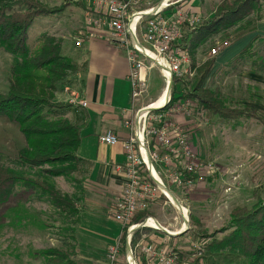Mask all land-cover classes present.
Returning <instances> with one entry per match:
<instances>
[{
	"label": "trees",
	"instance_id": "1",
	"mask_svg": "<svg viewBox=\"0 0 264 264\" xmlns=\"http://www.w3.org/2000/svg\"><path fill=\"white\" fill-rule=\"evenodd\" d=\"M69 4L50 6L41 0H0V46L19 57L10 66L8 90L0 93V116L15 122L26 142L17 150L14 164L0 163V203L9 200L20 186L33 192L34 199L48 203L64 219L68 227L63 229L62 245L44 252L47 264H74V232L84 191L80 175L83 160L77 155L83 128L68 116L75 103L57 101L55 91L58 83L78 70V65L63 53L60 36L43 33L29 49L27 31L36 18L59 14ZM262 12L264 0H221L211 17L193 26L184 25L186 32L174 45L188 53L194 74L173 75L171 99L195 101L197 110L207 120L216 117L223 123H237L240 118H256L264 124L263 110L246 105L230 107L221 93L206 86L213 59L197 64L193 60L197 46L214 34L221 33L222 42L230 36L229 40L235 42L253 34ZM244 51H250V42L241 50ZM185 175L194 178L193 174ZM57 177L67 179L72 192L62 191L55 183ZM147 216H151L148 209L140 210L131 222L139 223ZM189 221V229L180 235L190 232L205 241L192 264H264L263 199L258 198L251 208L235 207L230 213V225L212 233L191 214ZM138 231L133 232L131 245L138 240ZM125 235L126 229H121L123 251Z\"/></svg>",
	"mask_w": 264,
	"mask_h": 264
},
{
	"label": "rangeland",
	"instance_id": "2",
	"mask_svg": "<svg viewBox=\"0 0 264 264\" xmlns=\"http://www.w3.org/2000/svg\"><path fill=\"white\" fill-rule=\"evenodd\" d=\"M41 1L50 6L70 4L59 14L38 17L33 21L27 31L29 49L35 46L43 33H67L73 16L75 18L78 12L75 0ZM220 1L181 0L175 6L181 8L188 17L196 18L198 23L211 17ZM158 2L159 0H153L151 4L156 5ZM189 2L198 12L186 8ZM263 14L264 12L256 19L257 27ZM185 32L183 27L182 37ZM220 36L221 33L208 37L206 42L197 46L193 54L196 64L214 60L206 86L221 93L230 107L246 105L264 111V36L251 37L249 52L241 50L250 36L235 42L230 41L231 36L230 40L224 39L226 42H222L223 38ZM217 47V54H211L212 48ZM187 56L189 72L181 77H192L194 74L188 53ZM18 58L0 46V93L8 90L10 66ZM147 85V93H143V96H147V101L154 100L165 86L164 77L157 67L149 71ZM185 101L190 108L189 113L171 110L177 103ZM165 111H168L173 123L188 129L192 151L203 160V164L211 163L214 167L211 174H206L203 170V180L192 185H171L162 177L165 184L163 186L175 195L173 196L177 198L179 206L186 208L184 218L176 204L161 189L167 197L162 194L155 200V210L161 211L166 220L177 222L178 227L171 228V231L182 227L174 232L178 233L186 226L189 229L191 214L199 219L207 232L212 233L215 229L230 225V213L235 207L251 208L258 198L264 200V124L261 121L256 118H240L237 123H223L216 117L207 120L197 110V103L186 98L171 99ZM176 116H184L189 123H179ZM25 144L18 125L0 116V163L14 164L17 150ZM55 183L62 191L72 189L70 182L64 177L55 178ZM23 189L18 186L9 200L0 203V264H47L48 258L44 252L50 247L62 245L63 229L68 226L48 203L34 199L33 192ZM150 207L152 205L149 204V212ZM155 223L157 224L156 221ZM204 242L187 232L179 238L169 240V247L179 252L180 264H192L200 256L196 254L193 244L202 243L203 247ZM120 252H123L122 246ZM119 258L117 264H124L123 257Z\"/></svg>",
	"mask_w": 264,
	"mask_h": 264
},
{
	"label": "built area",
	"instance_id": "3",
	"mask_svg": "<svg viewBox=\"0 0 264 264\" xmlns=\"http://www.w3.org/2000/svg\"><path fill=\"white\" fill-rule=\"evenodd\" d=\"M89 1L92 10L86 13V22L109 31L108 39L125 51L130 65L129 79L133 98L147 91L148 69L157 67L165 83L173 75L188 74L187 53L174 43L180 42L183 26H193L197 19L188 17L181 8L175 6L181 0H159L156 5L151 4L153 0ZM79 42L76 44L79 45ZM139 46L155 56V59L144 54ZM218 49L212 48L211 54H217ZM160 61L167 67L166 76ZM170 94L158 107L146 108L149 103L138 109L129 125L131 132L124 142L125 181L112 209L114 221L120 229H126L124 241L125 246L129 245V252L126 250L124 254V264H180L179 252L171 247L160 248L151 241H138L132 246L133 229L154 226L149 222L152 216L145 217L139 223L131 221L136 212L148 209L152 201L165 195L160 188L165 186L162 177L171 185H192L203 180V170L206 174L214 172L211 163L203 164V160L192 151L188 129L170 120L168 111H165L171 100ZM77 103L86 105L82 99ZM189 109L185 101L177 103L171 110L187 113ZM117 140L110 131L100 136V141L106 144H114ZM185 173L193 174L194 178ZM193 246L196 254L200 255L202 243ZM120 251L118 238L108 247L109 264H117Z\"/></svg>",
	"mask_w": 264,
	"mask_h": 264
},
{
	"label": "crops",
	"instance_id": "4",
	"mask_svg": "<svg viewBox=\"0 0 264 264\" xmlns=\"http://www.w3.org/2000/svg\"><path fill=\"white\" fill-rule=\"evenodd\" d=\"M78 1V12L75 18L73 16L70 29L65 34H55L63 39V53L73 58L78 65V70L69 73L58 83L55 91L57 101L75 103L76 108L73 107L68 116L83 128L77 155L83 160V172L80 175L84 179V191L78 205L73 260L74 264H109L108 247L121 236V229L112 217V209L125 181L124 142L131 132L129 125L138 109L155 101L159 95L151 101H147V96L143 94L138 98L132 97L130 65L125 51L108 39L109 31L86 22V13L92 10L90 1ZM186 8L198 12L190 2ZM248 36L250 39L247 43L251 37L264 36V14L259 19L257 30ZM77 41H81L79 45ZM151 69L146 71L147 76ZM80 99L85 100L86 105H79L77 102ZM176 117L179 123H189L184 116ZM108 131L117 137L116 143L100 141V136ZM152 203L150 215L158 226L169 233L179 230L171 231V228L178 227L177 222L166 220L161 211L155 210L156 203ZM158 226L136 228L135 231L139 229L136 242L151 241L160 248L169 247V240L181 236L167 234ZM125 252L126 246L119 257L124 259Z\"/></svg>",
	"mask_w": 264,
	"mask_h": 264
},
{
	"label": "bare ground",
	"instance_id": "5",
	"mask_svg": "<svg viewBox=\"0 0 264 264\" xmlns=\"http://www.w3.org/2000/svg\"><path fill=\"white\" fill-rule=\"evenodd\" d=\"M140 48H141V46H139ZM141 50H142V52L144 53V54H147V55H149L150 57H153L154 59H155V56H153V55H151V54H148V52L145 50V49H143V48H141ZM160 63H161V65L164 67L163 68V74L166 76V75H168V73H167V67H166V65L164 64V63H162L161 61H160ZM169 80V79H168ZM168 83L169 82H167V83H165V86H164V88H163V90H162V92L160 93V95H159V97L155 100V101H153V102H151V104H149L146 108H149V107H158V106H160V105H162V103L167 99V96H168V91H169V86H168ZM145 109V108H144ZM142 112H144V110L142 111ZM158 180V179H157ZM159 181V180H158ZM163 191H165V193L168 195V197L172 200V202L174 203V204H176L175 206L177 207V209H178V211H179V213L181 214V216L182 217H186V214H185V208L184 207H182V205L181 206H179V203H178V200H176V198L173 196V194H171V192L169 191V190H167L166 189V187H164L163 185L160 187ZM150 225L151 226H158V224H156L155 223V221L153 220V219H150ZM183 230V229H182ZM181 230V231H182Z\"/></svg>",
	"mask_w": 264,
	"mask_h": 264
},
{
	"label": "water",
	"instance_id": "6",
	"mask_svg": "<svg viewBox=\"0 0 264 264\" xmlns=\"http://www.w3.org/2000/svg\"><path fill=\"white\" fill-rule=\"evenodd\" d=\"M171 84H172V79H170L169 80V83H168V86H169V91H168V95L170 94V89H171ZM176 198V197H175ZM176 200H177V198H176ZM162 231H164V232H166L167 234H170V235H180L181 233H183L184 231H186L187 229H188V227L186 226V228L185 229H183L182 231H180V232H178V233H169L167 230H165L164 228H162V227H160V226H158ZM136 229V228H135ZM135 229H133L132 231L134 232V230ZM126 250L129 252V245L128 244H126Z\"/></svg>",
	"mask_w": 264,
	"mask_h": 264
}]
</instances>
